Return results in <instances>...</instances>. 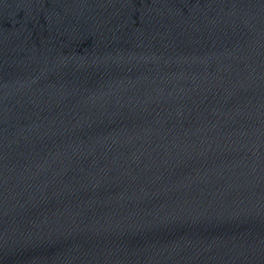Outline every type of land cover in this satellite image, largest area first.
Segmentation results:
<instances>
[{"label":"water","instance_id":"1","mask_svg":"<svg viewBox=\"0 0 264 264\" xmlns=\"http://www.w3.org/2000/svg\"><path fill=\"white\" fill-rule=\"evenodd\" d=\"M0 264H264V0H0Z\"/></svg>","mask_w":264,"mask_h":264}]
</instances>
